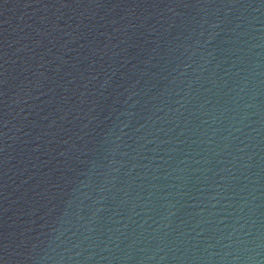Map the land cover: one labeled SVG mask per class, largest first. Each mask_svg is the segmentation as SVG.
I'll list each match as a JSON object with an SVG mask.
<instances>
[{"label": "water", "instance_id": "95a60500", "mask_svg": "<svg viewBox=\"0 0 264 264\" xmlns=\"http://www.w3.org/2000/svg\"><path fill=\"white\" fill-rule=\"evenodd\" d=\"M0 264H264V0H0Z\"/></svg>", "mask_w": 264, "mask_h": 264}]
</instances>
